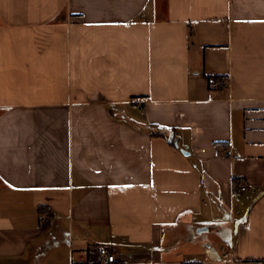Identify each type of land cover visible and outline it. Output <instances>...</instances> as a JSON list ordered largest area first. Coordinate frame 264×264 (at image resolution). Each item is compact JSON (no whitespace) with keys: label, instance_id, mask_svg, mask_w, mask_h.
<instances>
[{"label":"crops","instance_id":"0c3cea01","mask_svg":"<svg viewBox=\"0 0 264 264\" xmlns=\"http://www.w3.org/2000/svg\"><path fill=\"white\" fill-rule=\"evenodd\" d=\"M101 245L264 264V0H0V264Z\"/></svg>","mask_w":264,"mask_h":264},{"label":"built area","instance_id":"2783aa9c","mask_svg":"<svg viewBox=\"0 0 264 264\" xmlns=\"http://www.w3.org/2000/svg\"><path fill=\"white\" fill-rule=\"evenodd\" d=\"M238 191H245L247 189V183L241 182L236 185ZM96 262L100 264H110L115 262L116 257L111 253V248L108 245H102L97 249Z\"/></svg>","mask_w":264,"mask_h":264},{"label":"trees","instance_id":"16d2710c","mask_svg":"<svg viewBox=\"0 0 264 264\" xmlns=\"http://www.w3.org/2000/svg\"><path fill=\"white\" fill-rule=\"evenodd\" d=\"M190 31H191V29H190ZM241 181L242 180H237V179L234 180L235 186L238 185L239 183H241ZM39 210H40V213L44 214L48 211V208H47V206H41V207H39ZM95 262H96V260H95ZM183 264H202V262H184Z\"/></svg>","mask_w":264,"mask_h":264},{"label":"rangeland","instance_id":"374dc122","mask_svg":"<svg viewBox=\"0 0 264 264\" xmlns=\"http://www.w3.org/2000/svg\"><path fill=\"white\" fill-rule=\"evenodd\" d=\"M237 190V189H236ZM247 190V189H246ZM245 190V191H246ZM238 191V190H237ZM241 192H243V191H241ZM43 215V214H42ZM49 216L47 215V214H45L44 213V217H43V219L45 220V219H47ZM209 220L210 221H213V218H209ZM210 223V222H209ZM191 230H193V227L191 228ZM206 234V233H205ZM205 234H201V239L203 240V239H205ZM198 235H200V234H198ZM204 241V240H203ZM102 246V245H101ZM98 247H100V246H98ZM98 249V248H97Z\"/></svg>","mask_w":264,"mask_h":264},{"label":"water","instance_id":"95a60500","mask_svg":"<svg viewBox=\"0 0 264 264\" xmlns=\"http://www.w3.org/2000/svg\"><path fill=\"white\" fill-rule=\"evenodd\" d=\"M175 144L177 145L178 143L175 141Z\"/></svg>","mask_w":264,"mask_h":264}]
</instances>
